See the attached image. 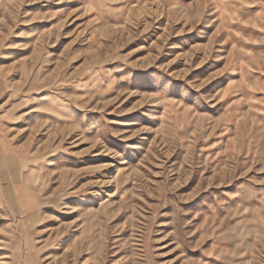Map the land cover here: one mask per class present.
Instances as JSON below:
<instances>
[{
    "label": "rangeland",
    "instance_id": "1",
    "mask_svg": "<svg viewBox=\"0 0 264 264\" xmlns=\"http://www.w3.org/2000/svg\"><path fill=\"white\" fill-rule=\"evenodd\" d=\"M0 264H264V0H0Z\"/></svg>",
    "mask_w": 264,
    "mask_h": 264
}]
</instances>
